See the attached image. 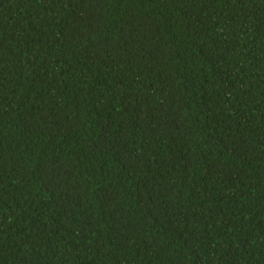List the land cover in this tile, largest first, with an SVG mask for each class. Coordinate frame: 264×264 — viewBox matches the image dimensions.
Returning a JSON list of instances; mask_svg holds the SVG:
<instances>
[{
  "label": "trees",
  "instance_id": "trees-1",
  "mask_svg": "<svg viewBox=\"0 0 264 264\" xmlns=\"http://www.w3.org/2000/svg\"><path fill=\"white\" fill-rule=\"evenodd\" d=\"M0 264H264V0H0Z\"/></svg>",
  "mask_w": 264,
  "mask_h": 264
}]
</instances>
